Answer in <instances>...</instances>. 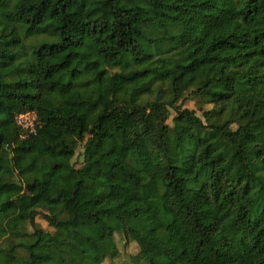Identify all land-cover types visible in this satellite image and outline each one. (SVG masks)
Here are the masks:
<instances>
[{"label": "trees", "instance_id": "1", "mask_svg": "<svg viewBox=\"0 0 264 264\" xmlns=\"http://www.w3.org/2000/svg\"><path fill=\"white\" fill-rule=\"evenodd\" d=\"M0 149V264H264V0H0Z\"/></svg>", "mask_w": 264, "mask_h": 264}, {"label": "rangeland", "instance_id": "2", "mask_svg": "<svg viewBox=\"0 0 264 264\" xmlns=\"http://www.w3.org/2000/svg\"><path fill=\"white\" fill-rule=\"evenodd\" d=\"M145 81L134 83H124L123 86H128V94L130 96L135 95L136 90L142 89L145 85ZM182 106L194 110L197 116H200V111L195 107L193 101L186 98L182 101ZM209 105H204V108H208ZM169 117L167 123L170 124V119L173 116V111L169 110ZM120 131L115 133V140L116 145L120 149L122 147H133V139L132 133L127 126L126 120L120 118L119 120ZM83 155L81 153V147L78 146L74 156L71 159V167L75 168L83 159ZM23 155L12 152L10 150L0 149V174L8 179L14 180L15 179V172L16 169L22 166L25 163H28ZM31 163V162H29ZM72 176L73 172L69 167H66L59 173V177L57 180L53 182H49L45 185V189L49 193H61L67 194L72 185ZM0 188H5L13 193L19 191V186L14 182H7L0 177ZM62 209V204H59L57 207V212ZM35 222L44 230L49 231L51 230L47 225L46 222L37 215L34 218ZM114 242L117 247V255L114 258H105L101 264H133L131 262V257L137 252V246L132 241L125 240L120 233L114 234ZM31 262L32 264H51L46 260V254L42 250L38 249L31 254Z\"/></svg>", "mask_w": 264, "mask_h": 264}, {"label": "built area", "instance_id": "3", "mask_svg": "<svg viewBox=\"0 0 264 264\" xmlns=\"http://www.w3.org/2000/svg\"><path fill=\"white\" fill-rule=\"evenodd\" d=\"M34 119V113L28 111L17 113L14 116V121L21 130V137L34 133Z\"/></svg>", "mask_w": 264, "mask_h": 264}]
</instances>
